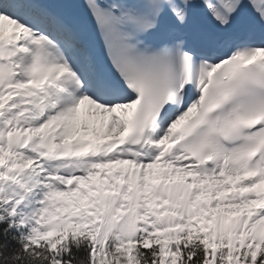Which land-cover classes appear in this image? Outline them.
<instances>
[{
	"label": "snow or ice",
	"instance_id": "1",
	"mask_svg": "<svg viewBox=\"0 0 264 264\" xmlns=\"http://www.w3.org/2000/svg\"><path fill=\"white\" fill-rule=\"evenodd\" d=\"M0 264H264V0H0Z\"/></svg>",
	"mask_w": 264,
	"mask_h": 264
}]
</instances>
